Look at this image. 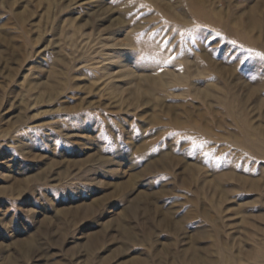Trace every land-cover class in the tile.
<instances>
[{"label": "rangeland", "instance_id": "rangeland-1", "mask_svg": "<svg viewBox=\"0 0 264 264\" xmlns=\"http://www.w3.org/2000/svg\"><path fill=\"white\" fill-rule=\"evenodd\" d=\"M198 2L0 0V264H264V0Z\"/></svg>", "mask_w": 264, "mask_h": 264}, {"label": "bare ground", "instance_id": "bare-ground-1", "mask_svg": "<svg viewBox=\"0 0 264 264\" xmlns=\"http://www.w3.org/2000/svg\"><path fill=\"white\" fill-rule=\"evenodd\" d=\"M155 1H158V0H155ZM158 3V2H157ZM158 4H160V3H158ZM167 4V3H166ZM198 6H200V4H201V0H199V2L198 3H196ZM165 5V4H164ZM196 5V7H198ZM166 6V5H165ZM167 7V6H166ZM199 8V7H198ZM196 10V9H195ZM197 12H199V10H196ZM195 11V12H196ZM201 14V13H200ZM205 19V18H204ZM252 21V26L254 27V28H256V27H258L259 26V22L256 20V19H253V20H251ZM116 23V22H115ZM250 25V24H249ZM129 36V35H128ZM126 38H127V36H126ZM124 39V38H123ZM131 38H127V40H130ZM113 42H115V41H113ZM131 42V41H130ZM131 45L130 43H127V42H125V43H112V44H110L109 46H108V48H112V47H119L120 48V46L121 45ZM107 54V53H106ZM146 54V53H145ZM204 55V54H203ZM109 56H110V54H109ZM188 62V61H187ZM123 69V71H122V74L125 76V77H127L128 75H130V76H133L132 74V72L133 71H131L130 69H128V68H126V67H123L122 68ZM53 73V72H52ZM55 74V73H54ZM106 74H109V73H106ZM111 75H113V73L111 74ZM164 75H168L172 80H175V79H177V80H179V79H181V75H175V74H172V73H170V72H164L163 74H160L159 73V75H151V73L150 74H145V73H143L142 74V72L140 73V74H138V79L140 80L139 82H137L136 83V86H137V88H140V87H138V86H140L141 85V83L143 82V83H145V84H147V85H152V86H154V87H162V86H164V80H163V76ZM54 76V75H53ZM123 76V77H124ZM116 77V76H115ZM53 78H55V76L53 77ZM105 78H107L106 80L108 81V77H106L105 76ZM113 78V77H112ZM109 79H110V77H109ZM138 79H137V81H138ZM103 80H105V79H103ZM60 81V80H59ZM110 81H112V80H110ZM61 82V81H60ZM109 82V81H108ZM107 82V83H108ZM56 83H58V82H56ZM95 83V82H94ZM97 83V82H96ZM95 83V84H96ZM53 85V84H52ZM49 86L48 85V87H50V88H53V86ZM167 85V84H166ZM103 86H104V83H103ZM121 86V85H120ZM147 88V87H146ZM118 89V88H117ZM121 89V88H120ZM203 89V88H202ZM206 89V88H205ZM143 90V89H142ZM207 90V89H206ZM121 91V90H120ZM140 91V90H139ZM150 91V90H149ZM198 91V90H197ZM141 92V91H140ZM139 92V93H140ZM148 92V91H147ZM121 94V93H120ZM145 94V93H144ZM148 94V93H147ZM116 96V95H115ZM247 101V100H246ZM101 159H102V157H101ZM104 159V158H103ZM232 176H233V174H232ZM238 179V178H237ZM205 180V179H204ZM247 180V179H246ZM210 181H212V179L211 180H209V182ZM241 181V180H240ZM239 182V181H238ZM242 182H244V181H242ZM214 183V182H213ZM254 183V182H253ZM255 184V183H254ZM258 186V185H257ZM201 187V186H200ZM212 187H214V186H212ZM247 187V186H246ZM253 187H255V186H253ZM252 187V188H253ZM215 188V187H214ZM209 189V188H208ZM213 190V189H212ZM211 190V191H212ZM214 191V190H213ZM220 191V190H219ZM221 192V191H220ZM219 194H222V192L221 193H219ZM212 195H214V193L212 194ZM153 210V209H152Z\"/></svg>", "mask_w": 264, "mask_h": 264}, {"label": "snow or ice", "instance_id": "snow-or-ice-1", "mask_svg": "<svg viewBox=\"0 0 264 264\" xmlns=\"http://www.w3.org/2000/svg\"><path fill=\"white\" fill-rule=\"evenodd\" d=\"M217 35H219V33H217ZM233 44H235V41H232ZM246 51L249 53V57H245V60L249 59L251 56H255L258 57L261 61H264V53L262 52H255L252 49H246ZM170 61H165V63H168ZM244 61H241V63H243ZM205 155H207V153H205Z\"/></svg>", "mask_w": 264, "mask_h": 264}]
</instances>
